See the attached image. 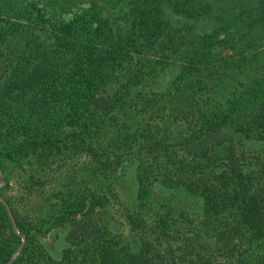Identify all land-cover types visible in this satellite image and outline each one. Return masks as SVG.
Returning <instances> with one entry per match:
<instances>
[{
    "label": "trees",
    "instance_id": "trees-1",
    "mask_svg": "<svg viewBox=\"0 0 264 264\" xmlns=\"http://www.w3.org/2000/svg\"><path fill=\"white\" fill-rule=\"evenodd\" d=\"M159 1L183 21H162ZM89 2L61 23L51 4L0 14V156L82 160L93 180L43 214L0 202V264H264V50L197 0L122 17Z\"/></svg>",
    "mask_w": 264,
    "mask_h": 264
},
{
    "label": "rangeland",
    "instance_id": "rangeland-1",
    "mask_svg": "<svg viewBox=\"0 0 264 264\" xmlns=\"http://www.w3.org/2000/svg\"><path fill=\"white\" fill-rule=\"evenodd\" d=\"M15 2L17 0H14ZM27 2H35L39 5L51 4V6H56L57 9L53 13V23L68 22L77 14L86 12L91 8L90 0H72V4L64 3L65 0H23V4ZM99 7H108V10L113 14L121 12L122 15H126L129 9V5L138 3L141 6H148V0H125L120 7L116 8L118 5V0H92ZM201 4L207 3L212 11V15L218 16L219 21H225L229 25L233 24L238 29V35H241V39L238 41L240 45L247 44L251 48H257L264 50V38L262 37L263 31L261 28L250 26V22L255 15V5L257 0H197ZM22 3V0H18ZM7 3H10V9L13 11L12 0H0V14H5L2 20L7 21L10 14H6L8 11ZM63 4V9L61 4ZM160 13L159 17L162 21L169 20L172 23H177L183 21L181 15L172 10V8L166 5L164 2L159 1ZM243 7V8H240ZM233 9V10H231ZM255 9V10H254ZM120 17V19H121ZM15 20V19H14ZM184 22L188 20L184 19ZM210 22L214 25L218 24L211 18ZM209 26L206 29H210ZM245 28V29H243ZM254 28V29H253ZM212 29V28H211ZM247 50V49H246ZM177 58L176 56L174 59ZM176 66V65H175ZM171 75V72H170ZM138 117L136 115L128 118L131 123H136ZM21 164V163H20ZM65 167V168H64ZM63 170H60L62 169ZM65 169V170H64ZM87 168L83 167L82 160H71L65 163L64 160L59 159L52 164V168L49 170L46 167H40V165L35 162L34 159L30 162H25L22 164L21 168L19 165L14 163L12 160L0 156V202L5 207L8 216L12 217L8 202L12 203L16 207L19 214L22 215H32V213H46L47 208L55 202L59 193L57 191L64 190L72 186L75 181H83L88 186H92V177H89ZM122 180L123 184H120V193H129L131 189L132 175L133 171L131 168L124 170ZM48 173V175H47ZM27 175H33L36 177H41L44 181L42 184L32 185L28 179ZM74 179V180H73ZM73 181V182H72ZM126 197V196H125ZM7 199V200H6ZM126 202L128 200L126 199ZM119 205L116 204L115 210H119ZM114 210V211H115ZM13 222V220H12ZM124 231L123 227L119 225ZM258 246L254 253L260 257H264V241L257 244ZM21 249L19 250V252ZM247 253L244 256H247ZM247 261L254 260V257L247 256ZM254 264V263H253Z\"/></svg>",
    "mask_w": 264,
    "mask_h": 264
}]
</instances>
